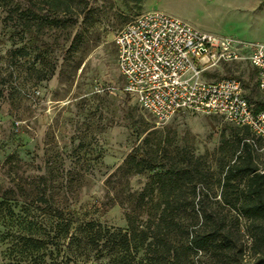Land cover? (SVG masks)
Returning <instances> with one entry per match:
<instances>
[{"label":"rangeland","instance_id":"rangeland-1","mask_svg":"<svg viewBox=\"0 0 264 264\" xmlns=\"http://www.w3.org/2000/svg\"><path fill=\"white\" fill-rule=\"evenodd\" d=\"M33 2L0 0V197L11 191L34 206L74 209L82 221L124 232L128 213L137 224L154 217L161 187L176 192L182 207L194 202L195 220L187 208L181 213L192 221L190 231L204 224L228 234L224 249L194 252L192 264L262 262L264 218L245 209L256 202L258 175L264 202V141L248 154L243 139L251 134L217 114L180 113L158 122L123 91L114 38L137 16L161 11L202 32L264 42V0ZM212 72L240 78L254 101H264L250 64ZM130 154L150 156L164 171L178 162L198 176L175 184L158 183L155 171L131 176L124 164ZM236 164L240 171L230 175ZM248 168L256 171L247 175ZM151 258L141 252L137 262Z\"/></svg>","mask_w":264,"mask_h":264},{"label":"trees","instance_id":"trees-1","mask_svg":"<svg viewBox=\"0 0 264 264\" xmlns=\"http://www.w3.org/2000/svg\"><path fill=\"white\" fill-rule=\"evenodd\" d=\"M25 1L33 7V0ZM43 46L47 45L44 43ZM247 98L257 109L264 110V101H254L248 92ZM239 129L251 134L243 137V146L250 154V147H256L257 140L261 139L248 127ZM124 164L130 166L128 175L131 176L155 171L153 177L162 184H175L187 178L191 181L198 176L196 168H182L178 162L166 171L161 170L155 162L150 163V156L139 158L130 154ZM238 171L240 167L236 164L229 173ZM245 171L250 175L256 170L248 168ZM257 177V186L252 192L256 202L249 203L245 212L252 218H264L260 180L263 176ZM226 179L229 183L231 177L227 175ZM157 191L159 203L154 217L151 214L146 222L137 224L128 213L124 232H112L95 221H82L74 209L34 206L10 196L11 191H7L0 197V264H140L137 258L141 252L145 257L152 256L150 264H192L190 258L194 252H207L218 247L224 249L229 237L222 226L208 231L202 224L190 231L192 221L191 225L185 223L181 213L187 208L189 219L195 220L198 215L194 202H187L182 207L177 203L179 195L176 192L168 195L161 187ZM191 195L196 196L195 189ZM107 244L111 245V250H106ZM255 264H264V259Z\"/></svg>","mask_w":264,"mask_h":264},{"label":"built area","instance_id":"built-area-1","mask_svg":"<svg viewBox=\"0 0 264 264\" xmlns=\"http://www.w3.org/2000/svg\"><path fill=\"white\" fill-rule=\"evenodd\" d=\"M114 43L123 91L158 122L179 113L217 114L264 141V110L247 98L243 81L210 77L223 64L245 62L264 94V42L202 32L176 16L147 11L121 28Z\"/></svg>","mask_w":264,"mask_h":264},{"label":"crops","instance_id":"crops-1","mask_svg":"<svg viewBox=\"0 0 264 264\" xmlns=\"http://www.w3.org/2000/svg\"><path fill=\"white\" fill-rule=\"evenodd\" d=\"M235 63H245V62H235ZM248 64V63H247ZM254 70V69H253ZM255 71V70H254ZM255 73H256V71H255ZM260 91V90H259ZM261 92V91H260ZM180 114V113H179Z\"/></svg>","mask_w":264,"mask_h":264}]
</instances>
